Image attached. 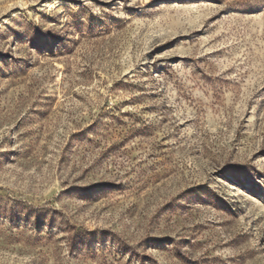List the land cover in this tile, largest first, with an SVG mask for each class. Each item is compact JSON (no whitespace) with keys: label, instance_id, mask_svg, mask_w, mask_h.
I'll list each match as a JSON object with an SVG mask.
<instances>
[{"label":"rangeland","instance_id":"1","mask_svg":"<svg viewBox=\"0 0 264 264\" xmlns=\"http://www.w3.org/2000/svg\"><path fill=\"white\" fill-rule=\"evenodd\" d=\"M0 264H264V0H0Z\"/></svg>","mask_w":264,"mask_h":264}]
</instances>
